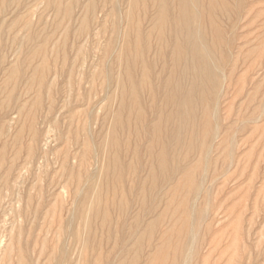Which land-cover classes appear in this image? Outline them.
I'll list each match as a JSON object with an SVG mask.
<instances>
[{"label":"rangeland","instance_id":"obj_1","mask_svg":"<svg viewBox=\"0 0 264 264\" xmlns=\"http://www.w3.org/2000/svg\"><path fill=\"white\" fill-rule=\"evenodd\" d=\"M84 2L78 0V6ZM46 3L20 0L18 8L13 5L7 10L8 16H0L2 30L22 9L20 22L28 21L30 32L51 35L55 16ZM245 4L234 24L229 20L219 23L226 41L231 42L227 49L230 53L217 102L220 133L209 144L211 153L204 161L205 166L195 172V181L203 182L200 194L189 198L190 206L204 221L199 223L190 264H264V0H246ZM78 6L73 8L71 31L78 27L75 22ZM102 7L104 11L109 9L106 2L97 1V10ZM126 8V4L121 7L123 17ZM99 14L95 19L88 18V29L79 39L81 43L76 41L71 46L74 40L71 31L65 36L66 44L61 52L65 53L66 61L60 56L54 63L50 55L51 44L64 38L61 30L48 38L47 67L41 84L28 81L27 67L26 75L20 74L9 81H5L0 71V264H56L57 261L81 264L83 258L92 264L95 252H83L76 234L82 240L90 234L98 252L106 254L113 242L104 237L107 228H116L123 218L132 219L140 209L143 196L147 201L152 196L156 200L151 215L143 221L153 222L154 227L149 234L142 230L143 223L138 227L142 238L136 264H147L152 247L175 226L181 195L173 189L179 176L151 188L146 177L153 157L145 150L146 130L136 128L132 117L129 127L114 128L119 105L116 80L121 68L114 64L113 58L123 42L119 39L111 48L112 56L109 54L99 64L113 29L112 20L103 21ZM67 22L63 21L62 25ZM125 32L123 25L121 37ZM16 34L17 39L25 36L23 31ZM0 40V54L6 57L2 68H8L14 62L11 53L15 47H10L12 34L5 35L0 28ZM154 44L152 39L150 56ZM78 45L80 54L76 50ZM156 63L154 75L161 65L160 61ZM103 69L111 73L110 81L106 80ZM152 81L155 88L159 87L158 80ZM11 92L12 99H8ZM38 94L40 106L36 107ZM126 116H122V121ZM152 118L146 114L147 122ZM112 135L118 143L115 150L108 145ZM225 136L231 140L233 153L229 157L227 144L222 143ZM191 158L189 164L193 165L199 157ZM121 166L123 177L116 183L115 174ZM94 199L98 202L95 215ZM126 202L129 207L120 212L119 204ZM104 210L110 223L105 226ZM162 211L164 216L160 218ZM133 256L132 252L124 256L125 264ZM165 259L163 264H171L172 251ZM154 264H160L159 259Z\"/></svg>","mask_w":264,"mask_h":264},{"label":"bare ground","instance_id":"obj_2","mask_svg":"<svg viewBox=\"0 0 264 264\" xmlns=\"http://www.w3.org/2000/svg\"><path fill=\"white\" fill-rule=\"evenodd\" d=\"M36 1H46L47 8L54 14L53 31L51 35H38L30 32V23L28 21L20 22L22 9L16 12V15L3 30L2 24H0L2 33L5 35L12 34L10 47H15L11 53L14 55V62L8 68H2L6 57L4 53L0 54V71H3L5 81H9L20 74L21 76L26 75L27 70L25 68L27 67L30 73L28 81L36 80L41 84L47 67L46 53L50 41L48 38L54 37L59 30H61L64 38L61 42L57 40L51 44V60L57 63L62 56L61 59L66 61V55L61 52V47L65 46V36L71 31L69 24L74 6H78V0H67L65 4H62L60 0ZM97 1L106 2L109 9L104 11L105 8L102 7L97 10ZM19 2L20 0H0V16L5 17L7 10L13 5L18 8ZM245 3L246 0H233L232 4L230 0H85L84 5L78 6L79 15L75 21L78 27L71 31L74 39L71 46H74L76 41L81 43L79 39L88 29V18L90 20L95 19L98 13H100L99 16L101 15L103 21L111 19L113 24L105 52L99 58V64H103L109 54L111 55V48L118 44L119 39H122L123 42L122 48L113 58L114 64L121 68L119 79L116 80L119 105L114 128L129 127L132 117L136 128L146 130L147 145L145 150L153 157V164L150 166L146 177L151 183V188H156V183L163 184L179 176L173 189L179 191L181 195L176 206L175 226L164 233L156 247H152L153 252L150 254L147 264H154L158 259L160 264H163L170 251L173 253L171 264H190L194 255V247L198 240L197 232L198 228L201 227L199 223L203 221V218L200 219V213L190 206L189 198L200 194L203 182L195 181V172L205 166L204 161L206 162L211 153L209 144L219 135L217 102L220 98V87L226 76V62L228 53H230L227 49L231 44V42L226 41L225 31L219 23L229 20L234 24L241 15L240 11L243 5H246ZM123 4H126L127 7L124 17L121 11ZM65 20L68 22L62 25ZM123 25H125L126 32L121 37ZM22 31L25 36L17 39L16 33ZM152 39L155 42V49L151 57L150 42ZM0 44H2L1 40ZM76 50L77 54L81 53L79 45ZM24 51L27 52L25 55ZM157 61L161 62L160 70L154 75ZM106 70L103 69L102 73L106 80L110 81L112 75ZM153 78L159 81L158 89L153 86ZM145 93H147V98H144ZM158 94L160 95L159 98ZM39 96L40 94L37 97ZM8 99H12V92L8 95ZM34 105L40 106V97L36 99ZM261 110L259 112H262ZM71 113L73 114V112ZM147 113L153 117L150 122L146 121ZM124 114L127 116L125 121H122ZM88 130H90L89 127ZM222 143L227 144V156L229 157L230 153H233L230 150L231 140L225 136ZM108 145L113 150L118 148L117 139L114 135L108 140ZM135 152L133 153L134 158L137 157V152ZM95 153L97 152L95 151ZM194 155L199 158L195 164L190 165L189 161ZM123 170L124 167L121 166L120 170L116 172V183L121 182ZM204 180L206 182V178ZM211 183L209 184L211 185ZM206 192L204 191V193ZM208 197L207 199H209ZM87 198H89L88 195ZM155 201L153 196L149 198V201L143 196L140 209L132 219L123 218L120 223H117L116 228H107L104 237L113 242L106 254L98 252L90 234L83 240L76 234V240L80 242L83 252H95L94 263L92 264H125L123 258L131 252L134 256L128 264H136L137 248L142 238L138 232V227L143 223V231H146L147 234L152 231L153 222L146 224L143 221L148 215H151ZM93 202L96 203L93 212L95 215L98 212L97 199H94ZM127 205V202L120 203L119 211L125 210ZM163 216L164 211L158 215L160 218ZM108 218V213L105 210L102 211V224L104 226L109 223ZM72 221L69 220L70 223ZM69 228L71 229V227ZM115 253L118 256L117 261L114 259ZM111 257L113 258L110 261ZM56 264H62V261H57ZM81 264L91 263L83 258Z\"/></svg>","mask_w":264,"mask_h":264}]
</instances>
